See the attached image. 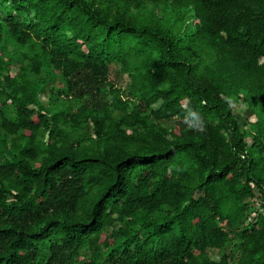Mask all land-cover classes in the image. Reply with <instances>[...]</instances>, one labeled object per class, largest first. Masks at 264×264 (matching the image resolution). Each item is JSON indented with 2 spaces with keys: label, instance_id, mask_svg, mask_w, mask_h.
Returning <instances> with one entry per match:
<instances>
[{
  "label": "trees",
  "instance_id": "obj_1",
  "mask_svg": "<svg viewBox=\"0 0 264 264\" xmlns=\"http://www.w3.org/2000/svg\"><path fill=\"white\" fill-rule=\"evenodd\" d=\"M0 264H264V0H0Z\"/></svg>",
  "mask_w": 264,
  "mask_h": 264
},
{
  "label": "rangeland",
  "instance_id": "obj_2",
  "mask_svg": "<svg viewBox=\"0 0 264 264\" xmlns=\"http://www.w3.org/2000/svg\"><path fill=\"white\" fill-rule=\"evenodd\" d=\"M115 67H113L112 69V72H111V78L113 80H115L117 82V84H120L122 86H125V84L128 82V75H120L119 73H117L115 70H114ZM246 103L245 102H241L240 103V108L242 111H244L246 109ZM255 116H252L251 117V120H255ZM246 202L249 206V211H251V213L253 214L255 211V209L259 208V200H254V199H251L250 197L246 198Z\"/></svg>",
  "mask_w": 264,
  "mask_h": 264
}]
</instances>
